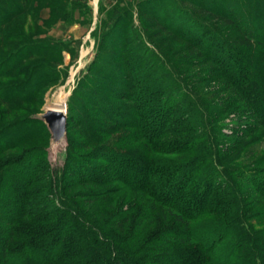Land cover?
<instances>
[{"label": "rangeland", "instance_id": "obj_1", "mask_svg": "<svg viewBox=\"0 0 264 264\" xmlns=\"http://www.w3.org/2000/svg\"><path fill=\"white\" fill-rule=\"evenodd\" d=\"M146 1L0 0V166L49 163L50 133L32 116L52 107L63 93L68 163L101 165L115 156L155 169L198 163L203 165L195 169L200 178L216 169L214 197L226 201L225 220L240 222L232 227L239 235L225 244L235 251L236 245L246 243L250 264H264V109L252 115L233 89L239 85L249 93L251 86L245 83L256 81L255 98L264 105V0H224L250 25L249 31L263 39L261 44L248 42L191 3L155 0L145 6ZM54 2H59L56 7ZM114 13L125 18L112 19ZM210 31L213 36H208ZM197 34L205 37L201 46L194 42ZM242 41L247 44L241 45ZM210 43L222 49L223 62L209 60L212 53L207 55L206 44ZM230 74L235 80L227 77ZM253 97V93L246 96ZM127 117H133L136 126L122 124ZM152 135L149 147L144 138ZM210 149L224 152L222 162L213 160ZM64 167L54 170L53 176L42 172L32 186L52 206L60 202L45 192L52 189L55 197L62 196L56 181L63 177ZM4 173L0 170L1 177ZM114 187L121 188L109 185L102 191ZM88 191L93 188L72 191L75 208L70 214L89 212L84 215L88 231L83 237L99 253L106 252V239L118 237L117 242L124 244L121 258L131 260L156 239L172 241L182 235L184 226L176 220L177 213L156 208L153 223L144 221L155 206L140 191L124 192L112 204L98 206L96 212L105 210L102 218L91 216L95 213L78 198V193ZM130 209L135 210L127 227L116 228L110 238L92 236L98 227L109 230L102 228L108 217ZM89 223L95 227L90 229ZM177 230L181 234L173 236ZM179 237L173 241L181 251L173 247L142 257L154 264H170L175 257L192 264V252ZM242 253L236 256L241 258Z\"/></svg>", "mask_w": 264, "mask_h": 264}, {"label": "trees", "instance_id": "obj_2", "mask_svg": "<svg viewBox=\"0 0 264 264\" xmlns=\"http://www.w3.org/2000/svg\"><path fill=\"white\" fill-rule=\"evenodd\" d=\"M154 1L147 0L144 5L153 4ZM182 1L191 3L201 8L209 16L225 22L229 27L241 33L248 42L261 44L260 42L263 41V39L260 40L255 36L254 31H249L250 25H247V22L239 17V12L224 0H180V2ZM56 3L59 2L53 3L55 7ZM139 6L143 8V4ZM155 17L160 19V15H155ZM114 18L120 20L125 16L122 17L120 13H114L112 19ZM0 22H2L1 19ZM209 35L213 36L214 34L210 31V33L208 32ZM251 37L255 38L252 39ZM196 38L198 41L194 40L195 44L201 46L205 37L197 34L194 39ZM240 40L237 39L236 42L240 44ZM246 44L245 41L241 43L243 46ZM206 45H209L207 55L212 53L209 60L215 64L223 62V58L220 59L222 55H219L222 51L219 45H214L215 48L211 43ZM227 77H233L235 80L234 77L236 76L230 74ZM246 84L251 86L249 93L239 85L233 86V89L241 96L242 100L246 101L247 106L251 109V114L257 115L264 109L260 99L255 98L258 97L256 93L258 84L256 81L249 82V80ZM80 85L86 88L84 83H80ZM251 93L254 97L249 100L246 96L247 94L251 95ZM133 119V117H127L121 123L134 127L136 125ZM115 120L116 122L120 121L117 117ZM190 130L185 129L186 132ZM253 130L254 128L249 129L250 133ZM144 140L150 147L153 135L152 137L147 136ZM216 141L218 142V140ZM193 145L196 146V144ZM199 147H204V145H199ZM209 151L215 156L213 160L222 162L221 156L224 155V152L216 153L212 149ZM105 160L106 162L101 165L82 163L80 167L68 163L67 160L63 177L61 179L57 177L56 181L59 183L62 196L55 197L52 189L45 192L48 194L46 196L52 195L53 200L59 201V206H52L47 203L46 197L42 196L44 193H36L32 187L42 172L50 173L53 176L55 171L51 169L49 163L16 162L4 163L0 166V170L4 169L5 171L3 177L0 175V264H154L151 259L147 256L144 258L142 255L158 253L160 249L170 250L173 247L174 251H181L180 245H174L176 241H173L177 240L178 234L181 232L179 242L192 252V257L195 259H193L192 264H250L251 251L246 243L236 245L235 251L229 250L228 245L225 244L230 239H236V236L239 235L238 231L233 233L232 227L238 226L240 222L238 220L231 222L225 220L226 201L219 200L220 198L216 200L214 197L215 190H217L215 186L218 182L216 169L209 171L204 178H200L195 169L201 168L203 165L198 163L195 166L185 164L184 166H163L161 169H155L129 160L124 156H115ZM210 162L205 161L204 163ZM49 179L51 184L53 179ZM109 185H120L121 188L114 187L108 191H102L103 187ZM76 188H83V190L93 188V191L78 193L80 194L78 198L82 199L84 204L95 213L91 216L102 218L105 210L96 212L98 206L106 207L107 204H112L124 192L140 191L148 196L151 204L155 206L152 208L153 213L149 211L150 216L144 221L153 223L151 220L156 215L154 211L159 208L164 210L165 214L174 216L177 213L179 217L176 216L178 218L176 220L180 221L181 226L184 227L181 232L177 230L174 233L173 236L178 235L176 239L172 241L156 239L152 247H146L140 253L141 255H133L131 260L121 258L120 252L124 244L120 239L117 242L118 237L113 240L106 239L107 241L103 244L107 250L104 253H99L83 237V234L87 233L85 231H88L85 225L88 221L85 220L87 218L84 215L89 212L82 215L83 218L80 215L72 216L70 214L74 210L72 208L74 203L72 204L70 195ZM130 210L124 214L116 213L113 218L108 217L103 222L102 228L107 227L109 230L102 232L99 231L98 227L97 231L91 232L92 236L100 235L103 238H110L113 236V231L116 232V228L127 227L135 209ZM69 216L72 218L69 219ZM205 219L211 221L210 224H203L204 226L199 227L202 223H197ZM94 224L89 223L87 226L92 229V226L95 227ZM123 231L125 230L121 232ZM166 232H171V230ZM244 239L247 240L246 237ZM126 247L129 248V246ZM112 250L114 251L113 258L111 257ZM240 250L243 253L241 258H238L236 255L240 253ZM103 256L107 257L106 261H104ZM173 259L170 264H183L178 260L179 258Z\"/></svg>", "mask_w": 264, "mask_h": 264}, {"label": "water", "instance_id": "obj_3", "mask_svg": "<svg viewBox=\"0 0 264 264\" xmlns=\"http://www.w3.org/2000/svg\"><path fill=\"white\" fill-rule=\"evenodd\" d=\"M32 119L43 122L50 133L47 155L51 169L64 167L68 157V119L63 108L49 107L44 112L32 116Z\"/></svg>", "mask_w": 264, "mask_h": 264}, {"label": "bare ground", "instance_id": "obj_4", "mask_svg": "<svg viewBox=\"0 0 264 264\" xmlns=\"http://www.w3.org/2000/svg\"><path fill=\"white\" fill-rule=\"evenodd\" d=\"M52 107L53 108H64V97H63V93H61V95H59V97L57 98L56 102L52 105Z\"/></svg>", "mask_w": 264, "mask_h": 264}]
</instances>
